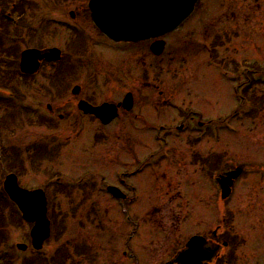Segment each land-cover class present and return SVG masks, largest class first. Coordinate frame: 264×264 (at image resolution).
I'll return each mask as SVG.
<instances>
[{
	"label": "rangeland",
	"instance_id": "obj_1",
	"mask_svg": "<svg viewBox=\"0 0 264 264\" xmlns=\"http://www.w3.org/2000/svg\"><path fill=\"white\" fill-rule=\"evenodd\" d=\"M25 1L28 10L23 13V22L26 21V27L22 28L19 22L22 39L16 42L17 49L22 50L29 44L36 49L56 47L61 55L64 54L60 66L67 65L69 57H73L70 68L76 63L74 58L89 59L93 63L88 65L89 68H78L76 73L69 71L66 75L65 71L66 81L60 87L57 85L62 89L60 95L46 93L47 89L45 94H41L33 89V86L41 89L47 75L55 70L54 62H43L42 67L40 64L38 73L29 80L30 84L26 83L28 86L23 92H16L20 99L14 94L17 100L13 103L18 107L7 110L14 122L6 117L0 121V159L13 149L17 157L23 158L22 154L26 155L30 149L32 153V148L39 149L40 144L46 151L41 158L47 160L45 173L40 170L23 173L19 178L23 187L48 189L55 180L62 181L68 176L71 180L84 177L86 181L94 172L98 179L104 177L98 187L102 182L114 183L123 177L131 179L129 182L139 193L138 202L131 206L132 215L139 223L138 230L134 231L136 241L132 250L128 248L126 256H122L121 224L125 222L119 213L117 215L112 211L116 217L112 230L120 236L118 239L113 237L114 241L108 237L109 242H106V233L102 237L96 236L87 206L74 208L73 211L68 207L73 202L88 205L92 199L80 196L81 188L70 186L68 181L60 185V191L73 202L64 195L54 194V187L51 186L48 189L50 206H55L56 201L61 205L59 210L62 209V214L60 212L58 216L62 218L59 228L62 231L58 236L51 237L47 247L53 250L64 245L70 250L72 257L64 264H76L78 256L73 251L89 248L90 243L92 247L95 244L98 246L99 254L89 255L96 260L92 262L88 257H82L78 264H118L120 260L122 264H160L154 255L155 250L149 249L146 244L140 246L136 243H144L154 234L149 219L143 217L148 209L149 217L153 215L151 205H154L162 212L169 210L164 218L167 243L175 237H189L198 232L206 235L216 232L219 235L224 228L228 231L234 227L232 235L240 231L247 237L243 253L264 252V96L255 89L257 92L251 94L256 99L252 114L229 118L237 105L234 96L237 88L234 90L233 87L244 78L240 76L237 82L232 79L245 69L238 67L239 72L236 70L234 74L222 63V69L235 76L222 77V69L217 71V62L229 59V62L239 63L243 58L255 60L264 69V0H198L193 14L178 29L163 37L166 49L158 56L149 52L150 41L115 47L104 39L88 16L89 0ZM70 11L75 14V26L69 29L74 30L56 24L59 18H69ZM75 30L86 36H74ZM13 68L16 69V62ZM7 76L19 88L23 86V80L17 82L16 75ZM75 84L82 89L78 96L73 97L70 90ZM239 88L240 93L244 85ZM0 90L2 96L11 91ZM128 91L132 92L136 101L133 112L143 114L140 121L117 122L103 128L96 121L83 119L78 114L76 103L81 97L94 103L105 100L118 102ZM47 103L56 109L52 117L46 113ZM20 107L31 111L34 123L42 113L45 115L42 116L44 125L54 126L48 130L44 125L31 124L28 120L30 116L24 115L25 112L18 109ZM59 113L63 115L61 122ZM192 116L199 121L226 118L222 124L224 128L218 126L208 130L203 141L195 140L193 136L198 134L194 131L172 133L171 127ZM99 130H102V137L99 136L97 141L95 137ZM57 137L59 141L55 139ZM33 155L38 159L43 154L34 151ZM15 160L18 158L6 163L10 166L0 160V171L5 168L7 173L13 172ZM137 166L139 169H136ZM230 166V169L241 167L244 172L234 180L231 194L222 199L215 177ZM63 174L66 176L63 177ZM180 187L185 194L183 201L176 198L169 202L165 191L172 193V189ZM94 194L103 203L108 198L102 192ZM185 205L190 214L184 218ZM6 213H11L15 229L0 226V230L5 229L1 233L0 264H22L34 257L31 248L25 252H14L12 243H28V228L23 233V228H20L25 224L17 226L15 211L8 207ZM125 228L126 224L124 233ZM156 234L163 237L158 230ZM73 245L75 249H72ZM161 251L164 248L157 252ZM88 252L92 253V250L87 249ZM131 253L135 255L131 256Z\"/></svg>",
	"mask_w": 264,
	"mask_h": 264
},
{
	"label": "flooded vegetation",
	"instance_id": "obj_2",
	"mask_svg": "<svg viewBox=\"0 0 264 264\" xmlns=\"http://www.w3.org/2000/svg\"><path fill=\"white\" fill-rule=\"evenodd\" d=\"M135 102H136L135 98H133L132 109L129 111L121 110L120 111L121 114L119 113V116L115 119V121L118 119L121 120L120 123H125L128 120L131 122L133 120L140 121L142 114H140L139 112H133L134 110H136ZM53 111L54 109L52 108L50 112L53 114L54 113ZM82 115L85 116L86 118H90L96 121L97 123L101 124L98 118L94 117L93 115L81 113V117ZM58 117L62 118V116L60 115ZM105 126L107 127V125H102V127ZM136 169H139V167L137 166ZM91 175L92 176L89 177V182L83 183V185H85V191L82 188L80 191H84V192L81 193L80 196H84L86 199L91 198L92 200L88 203V205L80 203V204H76L75 206L76 208H81V207L84 208L86 206L89 208L91 215L90 221L94 227L96 236L102 237L106 233L107 234L105 238L106 242H109L107 241L108 237L109 239L113 237L118 239V237L120 236L118 232L113 233L112 230L113 228L112 222L114 221V219H116V217L112 215V211H115L117 215L119 213V216L122 218V221L125 222L126 224L125 233H124L125 224L124 223L121 224V229H122L121 243H122V247L124 248V250H122V256H126L128 252V248L132 250V245L136 241L134 231H137L138 230L137 227H139L138 220L134 218V216L132 215L133 213L131 212V206H134L137 203L139 193L136 190V187L129 182L131 181V179L126 180L125 178L121 177L120 179L119 178L116 179L114 183L110 182V184H114L121 189L122 194L120 195V198L119 199L112 198L111 195L107 194L108 198L106 199V202L101 203V200L98 199L95 194L92 195L93 193L98 192L97 189L98 183L96 181L98 178L96 174H91ZM83 180L84 179H82V181ZM105 185L106 184L102 182L101 186H105ZM0 187H1V177H0ZM172 190H173L172 193L165 191V194L168 196L169 202L175 201L176 198L178 199V201H183V197L185 198V195L182 193V189L179 188L178 190L177 189H172ZM146 195H150V194H146ZM0 196H1V189H0ZM0 201H1V197H0ZM12 206H13L12 209L15 210L16 208L15 205L12 204ZM151 208H153L152 214L154 215V220L153 221L151 220L153 218V215L149 217V209L146 211L147 213L146 212L143 213V217L144 218L147 217L149 219L148 222L154 234L153 236H149L147 240L144 241V243L143 241L136 243L140 244V246H142V244L144 245L146 244L149 249L151 247L152 250H155L154 255L157 256L156 260L160 261L161 262L160 264H165V263L181 264L178 260L179 259L178 257L180 256L181 252H183L186 249L187 243L192 237L191 236L189 237L181 236L180 238L175 237L167 243L168 239H166L165 237H168L167 234L168 231L166 230V227H164V225L166 224L164 218L167 217V215L169 214L168 213L169 210L165 211L164 209L162 212L160 207H155L154 205H151ZM186 210L187 209L185 205V211ZM187 215H189V213ZM170 218L168 217V219ZM104 219H106L105 222ZM108 223L110 224L108 225ZM131 230L133 232L130 234ZM157 230L163 235V237H160L158 234H156ZM225 230L227 229L224 228L219 235H217L216 232H213L212 235H206L205 233L203 234L202 232H198L205 238V241L203 244H199L196 247L194 254L192 253L187 257V264H264V252L243 253L242 251L245 246V243L240 239V236L228 235L232 232H230L229 230L228 231ZM231 238L234 239L233 242L230 241ZM111 240L114 241V238ZM164 240H166V242ZM210 247L216 248V251L213 252L211 255L210 252L208 251V248ZM160 248H164V251L157 252L158 250H160ZM89 250H92V253L90 252L87 253L82 249L79 250L78 248L77 250L78 253H76V255L78 256L77 259L78 262L76 264L80 263L82 257H88L92 262L96 260L95 257H91L89 255L90 254L98 255L99 254L98 246L95 244L93 248L92 243H90ZM134 255H135L134 253H131V256ZM118 264H122L121 260L120 263Z\"/></svg>",
	"mask_w": 264,
	"mask_h": 264
},
{
	"label": "water",
	"instance_id": "obj_3",
	"mask_svg": "<svg viewBox=\"0 0 264 264\" xmlns=\"http://www.w3.org/2000/svg\"><path fill=\"white\" fill-rule=\"evenodd\" d=\"M197 0H90L89 6L92 10V19L95 24L109 37L118 40L141 39L154 35H162L178 26L193 10ZM139 21L137 34L133 33ZM162 41L156 42L152 50L159 54L163 49ZM58 60L60 50L48 48L44 50L26 49L21 53L20 68L24 72L34 73L39 68V60ZM79 91V87L73 88V93ZM131 97L128 95L124 102L131 106ZM79 108L92 111L90 105L80 101ZM107 108V107H106ZM99 111L103 108L98 109ZM100 113V112H99ZM103 116L108 122L115 115V108L104 110ZM103 118V117H102ZM238 170L227 173L219 181L222 185V196L229 193L231 178L238 174ZM4 187L12 198L16 199L23 211L24 218L34 222L32 239L34 244L41 243L47 236L49 222L46 218V199L43 190L36 189L28 191L17 184L14 175H8Z\"/></svg>",
	"mask_w": 264,
	"mask_h": 264
},
{
	"label": "trees",
	"instance_id": "obj_4",
	"mask_svg": "<svg viewBox=\"0 0 264 264\" xmlns=\"http://www.w3.org/2000/svg\"><path fill=\"white\" fill-rule=\"evenodd\" d=\"M27 1L25 0H0V83L5 84L4 76L12 75L15 76L17 73L13 70V65L18 60L19 49L16 42L22 39L18 30V25H13L11 21L3 16V13L10 12L16 15L19 19L20 26L26 27V23L23 22V13L25 12ZM13 26L14 31L10 32V26ZM23 35V34H22ZM21 37V38H20ZM27 43V41H26ZM21 47V46H20ZM8 72L7 75L4 73ZM4 82H3V81ZM11 88L16 90L12 85ZM17 153V152H16ZM17 157V156H16ZM18 158V163L23 164L24 159ZM19 173V169H17Z\"/></svg>",
	"mask_w": 264,
	"mask_h": 264
}]
</instances>
